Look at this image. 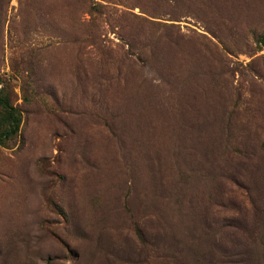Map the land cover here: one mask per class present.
Listing matches in <instances>:
<instances>
[{
    "label": "rangeland",
    "instance_id": "1",
    "mask_svg": "<svg viewBox=\"0 0 264 264\" xmlns=\"http://www.w3.org/2000/svg\"><path fill=\"white\" fill-rule=\"evenodd\" d=\"M264 0H0V264H264Z\"/></svg>",
    "mask_w": 264,
    "mask_h": 264
},
{
    "label": "trees",
    "instance_id": "2",
    "mask_svg": "<svg viewBox=\"0 0 264 264\" xmlns=\"http://www.w3.org/2000/svg\"><path fill=\"white\" fill-rule=\"evenodd\" d=\"M262 41L264 45V36ZM2 84V78L0 77V144L6 145L19 133L22 124V114L11 103L6 90L1 88Z\"/></svg>",
    "mask_w": 264,
    "mask_h": 264
}]
</instances>
